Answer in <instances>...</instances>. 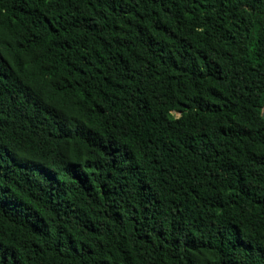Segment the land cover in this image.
Wrapping results in <instances>:
<instances>
[{
    "label": "trees",
    "instance_id": "1",
    "mask_svg": "<svg viewBox=\"0 0 264 264\" xmlns=\"http://www.w3.org/2000/svg\"><path fill=\"white\" fill-rule=\"evenodd\" d=\"M263 105L264 0H0V264H264Z\"/></svg>",
    "mask_w": 264,
    "mask_h": 264
},
{
    "label": "water",
    "instance_id": "2",
    "mask_svg": "<svg viewBox=\"0 0 264 264\" xmlns=\"http://www.w3.org/2000/svg\"><path fill=\"white\" fill-rule=\"evenodd\" d=\"M261 116L264 118V105H263L262 110H261Z\"/></svg>",
    "mask_w": 264,
    "mask_h": 264
},
{
    "label": "rangeland",
    "instance_id": "3",
    "mask_svg": "<svg viewBox=\"0 0 264 264\" xmlns=\"http://www.w3.org/2000/svg\"><path fill=\"white\" fill-rule=\"evenodd\" d=\"M178 114V113H177Z\"/></svg>",
    "mask_w": 264,
    "mask_h": 264
}]
</instances>
